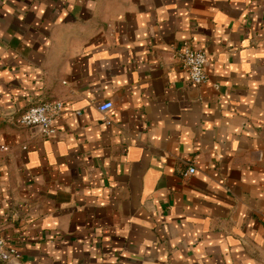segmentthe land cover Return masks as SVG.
<instances>
[{
    "label": "crops",
    "instance_id": "0c3cea01",
    "mask_svg": "<svg viewBox=\"0 0 264 264\" xmlns=\"http://www.w3.org/2000/svg\"><path fill=\"white\" fill-rule=\"evenodd\" d=\"M1 146L0 264H264V0H0Z\"/></svg>",
    "mask_w": 264,
    "mask_h": 264
},
{
    "label": "built area",
    "instance_id": "2783aa9c",
    "mask_svg": "<svg viewBox=\"0 0 264 264\" xmlns=\"http://www.w3.org/2000/svg\"><path fill=\"white\" fill-rule=\"evenodd\" d=\"M180 66L187 72L189 81L194 84H202L208 80L205 72L207 61L206 52L203 49H196L187 41H183L180 49L176 53ZM63 104L61 101H44L33 104L25 109L17 117V123L24 127H34L43 136H52L56 133L54 120L62 112ZM112 108L111 101H104L98 105L101 112H106ZM0 148L5 149L4 146ZM195 172L193 165H188L181 173L182 177H187ZM18 251L8 246L0 234V261L17 259Z\"/></svg>",
    "mask_w": 264,
    "mask_h": 264
},
{
    "label": "water",
    "instance_id": "95a60500",
    "mask_svg": "<svg viewBox=\"0 0 264 264\" xmlns=\"http://www.w3.org/2000/svg\"><path fill=\"white\" fill-rule=\"evenodd\" d=\"M8 264H12V263H8Z\"/></svg>",
    "mask_w": 264,
    "mask_h": 264
}]
</instances>
